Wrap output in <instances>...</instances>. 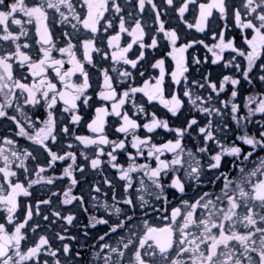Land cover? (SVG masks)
<instances>
[{"label":"snow or ice","instance_id":"1","mask_svg":"<svg viewBox=\"0 0 264 264\" xmlns=\"http://www.w3.org/2000/svg\"><path fill=\"white\" fill-rule=\"evenodd\" d=\"M146 2L155 11L157 33H163L171 45L167 54L175 61L171 80L177 86L183 82V97L191 106V118L183 127L170 128L167 120L154 112L149 114L145 106L135 99L136 94L141 93L149 103L159 101L173 116L184 108L185 101L177 92H172L170 97L165 96L163 58L151 65L159 69L158 76L145 80L142 86L128 85L123 91H117L125 81L134 80V76L131 71L120 70L116 65L122 63L137 69L145 59V50L158 46L155 35L150 43L144 42L148 33L141 19H136L131 28L126 26L118 0H36L31 6L25 0H12L11 3L0 0V118L12 121L18 129L15 136L26 138L46 154V160L41 164L33 151L28 148L21 150L17 141L7 136L2 138L0 212L4 213V222H0V264H75L81 257L80 250L73 253L70 244L63 243L66 239L76 240L75 236L67 235V227L63 228L64 234H55L61 247H53L48 235H40L26 250L22 247V242L28 240L29 227L32 233L41 229L40 223L30 222L42 215V205L52 208V197L62 195L61 206L78 202L82 210L88 212L85 197L73 193L80 183L76 173L83 176L85 172V165L78 163V152L91 169L102 171L107 164L116 170L117 179L124 182L121 199L113 180L103 178V184L111 192V202L109 192L102 191L99 184L90 187L91 207L96 210L102 208L108 216L106 219L90 215L89 224L85 226V237L89 227L102 224L108 229L98 237V243L91 246L92 264H264V156L259 155L264 152V92L250 93L241 100L239 89L242 80L250 85L254 79L264 82V0H182L176 7L179 18L189 29L211 32L214 41L211 45L203 40L178 45L181 37L176 29L165 28L154 0H138L139 11L143 13ZM165 3L175 7L174 0H165ZM190 6L196 12L194 23L185 19ZM110 10L120 15L118 31L107 38V47L112 49L109 53L97 47V33L101 30L108 32L114 27L115 17L109 19L105 16ZM20 13L25 20L17 18ZM217 20L223 22L222 27L216 23ZM229 22L241 30L247 50L238 47L236 38L229 35ZM33 23L37 37L35 47L28 42L30 37L26 27ZM50 23L70 28V31L62 32L65 46L57 47ZM11 26H17L18 30ZM81 31L86 32L89 38L81 39ZM124 33L131 37V42L121 46ZM195 44L203 45L212 54V64L223 62L226 69L234 68L240 76L224 75L219 81H213L208 73L202 80H189L185 53ZM133 45L139 46V53L131 59L129 53ZM78 46L83 50V61L77 58ZM54 52H58L61 58H56ZM94 52L101 53L105 60L110 56L113 62L111 72L116 73V77L108 68L100 69L103 82L98 93L101 101L111 104L110 108L107 105L95 108L93 118L87 123L91 135H77L70 125H79L83 119L81 107L90 106L91 97L87 95L91 87L90 77L84 62L93 64ZM225 52L235 55L225 59ZM238 57L246 61L245 66L238 62ZM207 61V56L203 60L194 56L191 63L199 66ZM66 63L71 67L65 70ZM25 69L28 75L23 74ZM256 69L260 74L253 77L251 74ZM16 71L21 73L19 78ZM77 74L82 77L80 83L72 80ZM144 74L140 72V76ZM54 81L62 87L58 88ZM229 86L230 96L221 100V94ZM201 89H207V95H201ZM58 102L63 104L61 113L69 114L68 123H63L62 115H57ZM129 103L135 110L132 115L125 108ZM25 106H28V111ZM38 107H43L44 119L39 116L33 118L29 114L31 109ZM10 109L15 114L10 115ZM192 111L201 114L205 122L191 115ZM141 114L146 122H139ZM257 114L262 119H254ZM109 116L118 118L115 132L123 134V138H109L106 131ZM230 122L236 125L235 129ZM61 123L63 127H59ZM250 126L255 128L254 132L250 133ZM141 128L147 133L163 128L173 132L175 138L157 144L152 136L139 135ZM236 132L240 134L236 135ZM230 135L235 138L230 139ZM61 137H69L75 144L68 142L59 151H53L50 145H59ZM186 137L195 142L194 147L185 144ZM129 144L135 152L128 151ZM244 146L250 150L245 151ZM74 148L77 150H72ZM89 149L94 150L91 157ZM120 152L127 156L126 165L119 162ZM166 153L171 154V159L165 157ZM225 157L232 158L231 166L227 171H221ZM140 159L144 163H139ZM29 160L36 162L34 169H29ZM57 162L66 165L60 175H44L49 170L55 172ZM206 170L213 173L207 180L208 184L215 187L217 182H222L219 190L202 192L191 201L183 199L188 188L199 192ZM33 175L34 178H30ZM65 178L69 183L62 192H51L48 198L39 199L35 204L21 203L19 198L31 197L34 186H55L58 180ZM166 179L170 182L165 183ZM137 184L138 187L135 186ZM169 188L181 194L180 206L172 209L170 217L164 208L163 219L170 222L163 227L153 226L147 219L149 212H161L153 200L167 204ZM137 208L143 213L142 217L134 215ZM129 212L133 214L129 215ZM113 216L116 219L110 223ZM42 219L48 222L50 229L58 220L72 226L76 216L73 213L64 215L61 210L52 208L50 214L42 215ZM137 219L142 220V224L134 223ZM118 232L125 234L117 236L114 243L105 242Z\"/></svg>","mask_w":264,"mask_h":264},{"label":"flooded vegetation","instance_id":"2","mask_svg":"<svg viewBox=\"0 0 264 264\" xmlns=\"http://www.w3.org/2000/svg\"><path fill=\"white\" fill-rule=\"evenodd\" d=\"M12 0H7V3H11ZM75 2V0H74ZM182 0H174L175 7L173 6H168L165 3V0H154V3L157 4V10L161 12V20L164 21L165 28L166 29H176L179 36L181 39L178 41V45L188 43L191 41H199L203 40L206 44H213L214 41L211 38V32H205V33H200L198 32L195 28H187L186 24L184 23L183 20H181L178 16V13L176 11V7H179L180 3ZM198 2H207V0H198ZM238 2V0H237ZM118 3L120 4L122 8V15L124 16L126 20V26L131 28V26L134 25V22L136 19H141L142 23L145 26V31L148 33V35L145 36L144 42L150 43L151 42V37L155 35L158 39V46L155 49H146L145 50V59L138 64L137 69H132L130 65H123L122 63L120 65H116L117 68L120 70L127 69L133 73L134 80L130 81H125V84L122 85L117 89V91H123L125 87L128 85L131 86H142L143 82L145 80H148L149 78H154L159 75V69H154L151 67L153 63H155L156 60L163 58L165 60V70H166V76H165V96L170 97V94L172 92H177L180 96L181 99L185 101V106L184 108L181 109L179 113H177L176 116H173L162 104L159 103V101H153L149 103L147 101V98L143 96L141 93L136 94V102L139 104H143L146 108V111L150 113H156V115L164 120H167L169 122L170 128H178V127H183L185 125V121L187 119H190L191 116L189 115L191 106L187 102V98L183 97V82L180 85H175L172 80L170 73L175 67V61L172 60L170 56L167 54L171 51V45L169 41L163 36V33H157L156 29L158 28V23L155 21V11L152 10L151 5L147 4L145 5V10L143 13L139 11V6H138V0H118ZM29 6H31L33 3L28 2L27 3ZM192 6H190V11L185 13V19L189 23H194L195 22V15L196 12L194 10H191ZM78 11L80 10L79 7L77 9ZM129 14H131V18H129ZM120 14H115L111 10L107 13H105V16L108 17L109 19H113L114 27L112 29H109L108 32H104L101 30L99 33H97V47H100L102 51H107L111 52L112 49H109L107 47V38L110 35H114L116 31H118V24H119V16ZM22 20H25L26 18L23 17V14L21 13ZM103 23V22H102ZM217 24H219L221 27L223 26V22L217 20ZM32 25V42L34 45V41L37 39L35 35V23L31 24ZM29 27V25H27ZM50 28L52 29L54 33V39L57 42V47H63L65 46L62 41H64V37L62 36V32L64 30H69L70 28H67V26L62 27L59 24H56L53 28L52 24L50 23ZM29 31V29H28ZM229 35L234 36L236 38V44L238 47L243 48L247 50V45L244 44L243 39L241 37V30L238 28H235L231 22H229ZM79 36L81 39L84 38H89L88 34L84 31H81L79 33ZM23 42V38L22 41ZM74 43L76 42L75 40L73 41ZM131 42V37L127 35V33L122 34V39L120 41L121 46H126L127 43ZM7 47V45H5ZM35 47V45H34ZM139 53V46L138 45H133L132 51L129 53V58L134 59L136 55ZM56 58H61L60 54L58 52L53 53ZM77 58L83 61V50L78 46L77 48ZM93 64H88L87 62L85 63V70L88 71L89 73V83L91 87L88 89L87 95L91 97L90 100V106L89 107H81L80 114L83 117L82 121L80 122L79 125H70L75 133L77 135H91L89 130L87 129V123L91 121V119L94 116V110L96 107H100L102 105H107L110 108L111 102H104L101 101L98 97V93L101 90V84L103 82V78L100 72V69L102 68H108L110 71V74L116 77V73L111 72V68L113 66V62L110 59V56L108 59H102L101 53H93ZM188 64H189V80L192 79H197V80H202V77L205 74L210 73V79L213 81H219L222 79L224 75H235V76H240V73L236 72L234 68L226 69L223 65V62L219 64H212L211 59H212V54L207 51V49L204 48L203 45L200 44H195L192 48H189L188 51L185 53ZM232 55H235L234 53L230 52H225L224 57L225 59H230ZM198 57L201 60L204 59L205 56L208 57V61L205 63H201L199 66L194 65L191 63L193 57ZM66 59V57H65ZM238 62L241 63L242 67L246 65V61L243 60V58L238 57ZM262 60H264V57H262ZM261 61H258L257 63H260ZM95 65V66H93ZM71 67L69 64H65V70L67 68ZM15 69V65H14ZM143 71L145 74L143 76H140V72ZM24 75H28L27 70H24ZM50 74L54 76L55 74L51 72ZM260 74L259 69L254 70V73L251 74L253 77L258 76ZM15 75L17 78L20 77L21 73L19 71L15 72ZM30 80V77H29ZM73 82L75 83H80L82 82V77L77 74L76 76L72 77ZM57 82V81H54ZM58 88L62 87L57 82ZM240 92H241V97L240 99L242 100L243 97L249 95L250 93L253 92H264V82H260L258 79H254L253 83L250 85L246 81L242 80L241 85L239 86ZM230 91H231V86H229L225 93H222L220 96L221 100L227 99L230 96ZM199 93L201 95H207L208 90L207 89H201L199 90ZM63 108L62 102H58V109H57V115L61 116L63 118V123H68L70 120L69 114L67 113H61L60 109ZM126 110L129 111V114L132 115V113L135 111L132 108L131 103L127 104L125 106ZM25 110L28 111V106H25ZM9 114H15L13 110H9ZM30 115H33V118L35 116H39L40 119H44L45 113L43 107H38V108H33L29 112ZM191 115L196 116L197 119H199L202 123L205 122V118L195 112L192 111ZM256 120L262 119L260 114H257V116L254 118ZM141 123L146 122V118L144 117L143 114L140 115V121ZM63 123L59 125V127H63ZM231 127L233 129L236 128V125L234 123H231ZM118 126V118L115 116H109L107 118V125H106V131L109 133V138L110 139H121L123 138V134H118L115 132V127ZM39 127V125H37ZM18 131L16 129L15 124L6 119V118H0V144L3 143V137L7 136L11 139H14L17 141L19 148L22 150L24 148H28L30 151H33V154L36 155L38 158L37 162L43 164L46 160V154L42 152L38 148V146L33 145L31 141H28L24 137H19L15 136L14 133ZM29 131H32L29 129ZM249 131L254 132L255 128L250 126ZM139 135L142 137L145 135H150L152 136L153 142L157 144L165 143L167 140L174 139L175 134L173 132H169L168 130H165L163 128H158L155 130L154 133H147L145 129L141 128L139 130ZM239 132H236V135H239ZM235 137L230 135V139H234ZM68 142H72L75 144V141L71 140L69 137H61V143L59 145H50L53 148V151H59L60 148L63 145H66ZM185 144L188 147H194L195 142L190 138L186 137L185 138ZM80 150L82 149V146H78ZM245 151L250 150L247 146H244ZM67 151L68 149H64ZM72 150H77L76 148ZM110 150V149H106ZM128 151L129 152H135L134 149L130 147V144L128 146ZM88 155L91 157L94 155V150L89 149L88 150ZM259 155H264V152H260ZM165 157L168 159H171V154L166 153ZM164 158V157H162ZM105 161L107 160V157H103ZM118 159L121 164L126 165V160L127 156L124 152H120L118 154ZM255 159V157H253ZM231 157H225L224 161L222 162V168L221 171H227L228 168L231 166ZM206 161V158H205ZM139 163H144L143 159H140L138 161ZM28 167L29 169H34L36 162H33L29 160L28 162ZM78 163L79 164H84L85 165V172L83 176L79 174V172L76 173L77 179L80 180V183L76 186V188L73 189V193L75 195H83L85 197V207L88 208V212H84L78 202H74L72 205H67V206H61L60 205V200L62 199L61 196H56L52 197V208H55L57 210H61L62 214L67 215L68 213H73L76 216V220L74 221L72 226H67L63 221H56V223L51 225V228H48V222L43 221L42 215H48L50 214V211L52 208H49L48 206H41V213L42 215L39 217H34L32 223H40L42 225L41 229L38 230L36 233L31 232V228L28 229L27 231V236L28 240L27 242H22V247L23 250H26L28 246H31L32 243L39 238L40 235H48L50 238V242L53 244V247H61V242L55 239V234L56 233H63V228L67 227V235L68 236H75L76 240H69L66 239L63 241V243H68L70 244L73 253L75 251L80 250L82 255L81 257L77 258L75 261V264H92L93 257H92V250L91 246L94 244L98 243V237L100 235H103L104 232H106L107 226L105 225H97L95 228H88V236L85 237L84 231H85V226L89 224V216L90 215H96L97 217H103V218H108L107 214L104 212V210L101 209H93L91 207V199H90V187L92 185L99 184L102 188V191H107L109 192V202H111L110 197H111V192L107 188L106 185L103 184V178L108 177L109 179L113 180L114 184L117 187V192L119 195V198H123V192H122V186L124 184L123 181H119L117 179V172L115 169H111L107 164L103 166V170H93L90 167L87 166L86 162L83 160L82 157L79 156L78 152ZM32 165V166H31ZM31 166V168H30ZM66 166L64 162H57L55 172L52 170H49L46 172L44 175L46 176H51V175H60L62 172V168ZM154 166V164H153ZM233 174H235L233 172ZM213 175L211 171H207L205 173V176L203 177V183L199 189V192H205V191H218L219 188L222 186V182H217L215 187H213L211 184L207 183V180ZM34 177V175L32 176ZM21 180L24 179L23 176L20 177ZM170 180L166 179L165 183H169ZM68 179L65 178L62 181H57L55 186H48V185H36L33 187L34 191H37V195H34L35 200L39 199H46L48 196L51 194V192H62L63 189H65L68 186ZM138 187V184L135 185ZM32 190V189H31ZM132 191V190H130ZM199 192H194L193 188H188L187 189V194L183 196V199H188V200H193L192 196L197 193L200 194ZM168 193V203L164 204L163 201L156 203L153 200V203L156 204L157 208L161 209V212H157L156 214H152L149 212V215L147 216L148 222L152 224L153 226H158V227H163L166 223H169V220L163 219L162 212L163 209H167V215L170 217L171 211L173 208L180 206V201H181V194L177 192L175 189H167ZM103 199V197H101ZM121 207H126L124 205H121ZM133 213L129 212V215H132ZM134 215L136 217H142L143 213L139 208L136 209ZM4 213L0 212V222H4L3 220ZM20 218H23V212L21 211L20 213ZM123 219V217H120ZM116 218L113 216L110 219V223H112ZM179 219V218H178ZM136 224H142V220L137 219L134 221ZM125 233L123 232H118L116 236H112L110 239H106L105 242H112L114 243L117 236L119 235H124ZM83 246V247H82ZM88 249V250H85Z\"/></svg>","mask_w":264,"mask_h":264},{"label":"rangeland","instance_id":"3","mask_svg":"<svg viewBox=\"0 0 264 264\" xmlns=\"http://www.w3.org/2000/svg\"><path fill=\"white\" fill-rule=\"evenodd\" d=\"M28 2L35 3L36 0H25V3H28ZM17 18L22 19L21 13L18 14ZM11 27H12L13 30H18L17 26H11ZM26 27L29 29V37H30V39L28 40V42L33 44V42H32V36H33L32 25H29V27L26 25ZM53 28H54V26H53ZM261 156H264V155H261ZM32 165H36V164H32ZM31 166H30V168H31ZM30 178H34V177H30ZM34 188H36V187H34ZM31 191H32V196L31 197H20L19 198L22 204L23 203H28V202H31L32 204H35L36 200L34 198V195H37V191H34L33 189ZM196 196H197V193L192 196V199L194 200L196 198ZM30 223H32V222H30ZM29 229H30V227H29Z\"/></svg>","mask_w":264,"mask_h":264}]
</instances>
